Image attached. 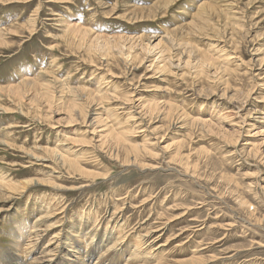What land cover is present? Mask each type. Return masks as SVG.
Listing matches in <instances>:
<instances>
[{
	"label": "rangeland",
	"instance_id": "374dc122",
	"mask_svg": "<svg viewBox=\"0 0 264 264\" xmlns=\"http://www.w3.org/2000/svg\"><path fill=\"white\" fill-rule=\"evenodd\" d=\"M159 1L22 0L10 4L0 1V38L6 43H0V88L22 84L29 74L27 78L32 77L42 92L53 86L54 96L53 106L42 105L35 110L26 103L16 105L5 92L0 93V174L4 173L1 179L4 185L8 181L23 182L10 200L0 202V264H8V257L33 263L32 258L42 254L48 241L60 236L67 243L57 250L58 264L73 263L69 259L75 257H65L64 253L71 245L76 247L78 239L82 250L91 242L85 264H107L111 259L113 263L109 264H126L125 258L133 260V264H157L159 259L164 264H186L192 258H198L194 264H264V121L259 122V115L255 116L259 112H254L255 105L261 104L256 97H264V62L262 65L257 62V56H264V0H176L167 9H159L163 5ZM204 1L209 7L226 5L231 10L221 12V17L213 15L214 22L236 15L244 24L240 26L244 29L242 33L236 35L242 41L238 58L232 54L235 57L230 60L233 73L230 78L227 72L215 73L211 78L215 71L212 68L205 70L207 77L194 72L191 66L182 70L167 68L162 75L156 74L149 67L153 55L148 58L141 55V59L135 58L128 65L118 60L115 66V61H111L114 64L110 63V69L116 71V79L111 80L107 78V58L102 61V56L87 55L64 38L63 30L70 21L83 23L82 27L93 29L97 35L129 38L162 35L178 27L177 35H187L183 41L209 56L221 58L222 47L228 51L234 48L231 30L224 34L227 42L197 28L198 7ZM148 7L156 9L157 15L148 16L151 9ZM133 15L143 20L137 21ZM259 51L261 55H257ZM168 52L176 61L182 51L172 46ZM57 80L66 88L63 100L68 106L76 99L72 89H90L100 95L111 92L115 98L110 101L104 99L100 104L95 100L93 117L102 113L109 131L123 134L126 143L144 146L140 161L135 162L133 157L128 163L124 160L126 155L123 159L116 158V148L112 154L110 146L101 147V132H95V125L88 120L85 125L68 122L66 107L56 101L62 96ZM247 95H250L248 107L234 115L235 119L230 118L231 107ZM151 102L156 105L153 113L143 109ZM170 104L176 105L172 107L171 122L164 117ZM248 114L257 120L243 123L241 118ZM197 117L211 119L212 124L207 128L186 126ZM57 120L61 128H54ZM225 135L237 136V143H227ZM69 136L75 140L70 141ZM109 142L111 145L114 141ZM251 144H255L256 151L248 156ZM45 148L56 149L71 158L77 156L81 168L91 174L70 169L58 159L61 155L48 156L49 150L45 152ZM33 153L41 156L35 159ZM241 197L249 205L243 206ZM147 198L151 200L145 203ZM86 214L92 216L88 223ZM118 222L125 228L120 234L111 230ZM161 224L163 230L148 238L156 242L153 254L141 248L144 242L141 239L135 255L136 250L132 249L138 246L137 234L145 238L149 230ZM94 229L98 236L91 238ZM127 232V241L122 240L123 244L114 251L107 254L108 251L102 250L107 241L120 242V236ZM36 233L43 239L37 248H29L28 242L33 243L29 238ZM162 243L165 249L158 247ZM55 246L49 248L54 250Z\"/></svg>",
	"mask_w": 264,
	"mask_h": 264
},
{
	"label": "bare ground",
	"instance_id": "6f19581e",
	"mask_svg": "<svg viewBox=\"0 0 264 264\" xmlns=\"http://www.w3.org/2000/svg\"><path fill=\"white\" fill-rule=\"evenodd\" d=\"M0 1H6V2H9L10 3H14L16 1H22V0H0ZM176 0H160L159 2H161L163 5L159 7V9H163L164 7L169 8V5L174 3ZM225 4V3H224ZM41 5V4H40ZM160 5V4H158ZM167 5V6H166ZM210 4L207 3V2H202L200 4V6L198 7V13L197 15L199 16V23L197 25V28H201V29H204V33H207V32H211L213 33V36L217 37L220 39V41H227V39H225V36L224 34L226 33L227 30H231L230 34H231V37L230 39L232 40L231 41V46H233L234 48L232 49H229L226 50L222 47L223 51H224V55L223 57L221 58H218V57H212L211 55L209 56L207 53H205V51L199 49V48H196L194 46H192L190 43L186 42V41H183V37H187V35H177V32H178V27L173 29V30H166L165 34H157V35H152V34H149L147 36H138V37H128V36H124V35H121V36H106V35H100V34H96L94 33V31L90 30V29H87V28H84L82 27V22L86 21V20H82V24H74V22L71 23L68 22L67 26H66V29L64 28V38L66 37L68 43L72 46H75L76 48H78L79 50H83L86 52L87 55H91V54H95L99 57L102 56V61H105L106 58L108 60V74H109V77L107 78H110L111 80L113 79H116L115 77V74H116V71L114 69H110V63H113L115 61V66L118 65V60L120 61H123L125 62L127 65L129 64L130 61H134L135 58H142L141 55L145 56V58H148V55H153V59L150 61V65L149 67L152 68V70L157 74V73H160V75H162V72H164L165 69L167 68H177V69H183L184 66H186V68H188V66L194 70V72H198V73H201L203 75H206V72L205 70H207L208 68H212L214 69V74L211 75V78L212 76L216 75L217 73H223V72H227V75H228V78H230L232 76V67L231 66V63L230 60L231 59H234L235 56H233L232 54H236V58L237 57V54H238V49H239V44L241 43L242 40H238L236 35L239 34V32L244 30L243 28H240L241 27H244V24L241 23V20L238 19V17L235 15L236 13L235 12H232L234 15V17H229V19H218V22L215 21L212 19L213 18V15L217 17H221V12H226L227 11H231L228 7H226V5H224L223 7L219 8L216 6H213V7H209ZM233 6V5H232ZM210 8V10H207V8ZM224 7H226V9H223ZM113 9L115 7H112ZM148 8H151V9H148V16H154V15H157V11L156 9L152 8V7H148ZM38 9V7H36V10ZM111 9V11L113 10ZM71 10V9H70ZM207 10V11H205ZM212 10V11H211ZM37 12V11H35ZM108 12V11H107ZM96 13V12H95ZM116 13V12H115ZM36 14V13H34ZM145 15V14H143ZM230 15V14H229ZM32 16H34L32 14ZM135 16V18H138L136 15H133ZM78 17V16H77ZM80 18V17H79ZM132 16L129 18L131 19ZM31 19V18H30ZM243 19V18H242ZM137 21H141L143 20L142 18H138L136 19ZM145 20V19H144ZM30 21V20H29ZM74 21V20H73ZM221 21V22H220ZM136 22V21H135ZM65 23V22H64ZM86 23V22H84ZM90 23V22H89ZM93 26V25H92ZM89 27V26H88ZM91 28V26H90ZM196 28V29H197ZM16 30V29H15ZM32 30V29H31ZM245 32V31H244ZM246 33V32H245ZM244 33V34H245ZM188 34V33H187ZM2 37L4 35H1ZM5 38V37H4ZM3 38V39H4ZM5 40V39H4ZM4 40H2L0 38V43H3V44H6L4 42ZM157 41V43H155ZM155 43V44H154ZM172 44V45H171ZM238 44V45H236ZM236 45V46H235ZM172 46L174 47L175 46V49H180L182 52L181 54L178 56V58L176 59V61H174L171 57H170V53L168 52V50L170 51V47L172 48ZM223 46V45H222ZM229 48V47H228ZM155 49H158V51L156 53L155 52ZM218 51V50H217ZM217 51L215 52L217 54ZM222 51V50H221ZM219 53V52H218ZM222 53V52H221ZM220 53V54H221ZM179 54V53H178ZM262 53H260L259 51V54L257 55H261ZM264 55V53H263ZM214 56V55H213ZM186 58V59H185ZM254 58V57H253ZM113 61V62H111ZM257 62H259L261 65L262 63L264 62V56L263 57H260V56H257ZM41 64V63H39ZM114 64V63H113ZM233 66V65H232ZM40 67V66H39ZM42 68V67H41ZM39 68V69H41ZM101 68V67H100ZM128 68V67H127ZM189 68V69H190ZM187 69V71L189 70ZM222 70V72H220ZM32 73V72H31ZM30 73V75H31ZM39 73V72H38ZM41 73V72H40ZM106 73V74H107ZM190 72H188L189 74ZM216 73V74H215ZM34 74V73H33ZM37 74V73H36ZM122 74H124V72H122ZM29 75V74H28ZM27 75V76H28ZM182 75H187L182 73ZM24 76V74H23ZM22 76V77H23ZM26 76V79L25 81L22 83V84H18V85H14V84H11L9 85L8 87H6V85H4L6 88H0V93H3L5 92L6 96L10 99H12V101H14V103L16 105H23L24 103H26L25 105H27V107H29L30 109H35V110H39L40 108H42V105L44 106H53L54 105V96L51 94V88H53V86H48L46 89V92H42V87L40 85L37 84L36 81H33L32 80V77L30 78H27ZM36 76V75H35ZM164 76V75H163ZM208 77V75H206ZM29 77V76H28ZM43 77V76H42ZM102 76H99V78H101ZM41 78V76H40ZM98 78V79H99ZM104 78V77H103ZM165 78V77H163ZM210 78V79H211ZM224 78V77H223ZM94 79V78H93ZM109 79V80H110ZM119 79V78H118ZM24 80V79H23ZM22 80V81H23ZM37 80V79H36ZM43 80V78H42ZM228 81L230 79H227ZM161 81V80H160ZM10 82V81H9ZM11 83V82H10ZM47 83V82H46ZM111 83V81H110ZM57 84H59V87L62 88V96H60V98L62 99H57L56 101L58 102L57 104H61L62 105V108H65L66 107V119L68 122H71V124H78V123H83L84 125L88 123V121L90 123H93V125H95V129L94 131L96 132L98 130V132H101L99 133V136L101 137V140H100V146L101 147H106V146H110L111 147V152L113 154V152H115V148H116V158L117 159H123L125 157V161L126 162H131L130 159H132L134 157V161L135 162H139L140 159L142 158V151L141 149L145 148L144 146H138V145H132L130 143H126L128 140L123 137V134H118L116 132H114V130L112 131V129H110V131L108 130V125L106 123L107 119L103 116L102 113H99L97 115V117H93V107H94V102H96L95 100L97 99L98 102L101 104V100H109L110 99H113L115 98V96L113 94H110L111 92H108L109 96L108 95H100V94H97L95 93L93 90H90V89H72L70 90L72 92V94L75 95V98L72 102L71 105L68 106L67 102H64L63 100V97H64V94L66 93V88L63 86V84L57 80ZM56 84V85H57ZM55 85V86H56ZM115 85V83L113 84V86ZM20 86H32L31 89L29 90H32V92L30 94H27L29 92V90H20ZM99 88V87H98ZM107 88V86H106ZM105 88V89H106ZM112 88V87H111ZM260 89V85L258 87ZM257 88V89H258ZM102 89V88H101ZM262 89V88H261ZM104 90V89H103ZM110 90V89H109ZM77 91V92H76ZM100 91V90H99ZM102 91V90H101ZM70 92V94H71ZM201 95V94H200ZM205 97V96H204ZM224 97V96H223ZM250 100V95H247L245 96V98L243 97V99L239 100L238 102H236V106L235 107H231L230 112H228V114H231L230 115V118L232 119H235L233 116L234 115H239L241 110L242 109H245L246 107H248V102ZM137 101V100H136ZM256 101L261 103L260 106L258 104L255 105V111L254 112H259L258 114H256L255 116L259 115L258 119L260 120L259 122H263L264 121V97L263 98H260V97H256ZM67 104V105H66ZM99 104V106H100ZM228 105V104H227ZM173 106H176L175 104H170L168 106V110L165 111L164 113V117L165 119H167L168 121H172V119L174 118V114H173V111H172V107ZM102 107V106H101ZM155 108H156V105L152 104L151 103H148L146 105L143 106V109H145L147 112L149 113H153L155 111ZM261 109L262 108V111H259L258 109ZM53 109V108H52ZM135 109V108H134ZM119 110V109H118ZM52 111V110H51ZM63 111V110H62ZM219 111V110H218ZM113 112V111H111ZM114 112H117L114 111ZM113 112V114H114ZM244 112V111H243ZM254 112H251V114H255ZM52 113V112H51ZM91 113V114H90ZM57 114H59V112H57ZM111 114V113H110ZM109 114V115H110ZM128 114L130 115V117L132 115V111H129ZM251 114H248L246 117H243L241 118V121L243 123H246L248 122L250 119L254 120L255 118L252 117ZM115 115V114H114ZM200 115V114H199ZM53 116V115H52ZM112 117V115H110ZM136 116V115H135ZM241 116V115H240ZM238 116V117H240ZM109 117V116H108ZM110 117V118H111ZM236 117V116H235ZM136 118V117H135ZM184 118H182L183 120ZM55 120V119H54ZM88 120V121H87ZM257 120V118L255 119V121ZM184 121V120H183ZM58 122V120L56 121ZM181 122V121H180ZM258 123V122H257ZM264 123V122H263ZM185 124V122H184ZM212 124L211 122V119H203V117H197V118H193L192 120H189L188 121V124H186V126H188L189 128L192 129V127H201V128H207L208 126H210ZM69 125V124H67ZM237 125V124H235ZM247 125V124H246ZM13 126V124H12ZM62 124L61 123H57V125L54 127V128H61ZM184 126V127H186ZM101 128V129H99ZM66 129V128H65ZM63 129V131L65 130ZM143 130V129H142ZM68 131H76V130H68ZM73 133V132H72ZM98 134V133H97ZM73 135V134H72ZM224 140L229 143V144H233L232 142L234 141L235 144L237 143V136H229V135H225L224 137ZM67 139V138H66ZM69 140H75L74 139V136L70 137L69 136ZM114 141L113 144L111 145H108V143H110L109 141ZM99 141V140H98ZM68 142V141H67ZM8 143V142H7ZM246 143V142H245ZM250 143H248L247 145H249ZM61 146V145H60ZM251 149L248 151L247 155L248 156H251L254 151H256V147H255V144H251ZM114 149V150H113ZM49 150V148H45V152ZM80 151V150H79ZM75 152V151H74ZM253 152V153H252ZM49 155L48 156H54V155H61V157H59L58 159L60 161H62L64 164H67L69 166L70 169L74 170V171H81L83 174H87V175H90L91 173L87 170H83L80 166V161L77 160V156L75 154L76 157L74 158H71V157H68L66 154H64L63 152H59L58 150H53V151H50L49 150ZM252 153V154H251ZM178 155H181L180 152H178ZM32 156L35 158V159H38L41 154L39 153H33ZM183 156V155H182ZM190 156V155H189ZM81 158V157H80ZM184 160H185V157H182ZM174 159V158H173ZM181 159V158H180ZM183 160V161H184ZM189 161V163L192 161L191 160V157L187 158V162ZM186 163V162H185ZM132 164V163H131ZM183 164V163H182ZM188 164V163H186ZM195 166H196V163H194ZM123 165V164H122ZM133 165V164H132ZM140 165H146V164H143L140 162ZM190 165V164H188ZM188 165H183L184 167H187L188 168ZM138 166V165H136ZM194 165H192L193 167ZM194 166V168H195ZM197 167V166H196ZM196 169V168H195ZM99 174V173H98ZM4 176V173L3 174H0V192L1 195L0 198H2L0 200V202L4 201H8L10 200V198H12V196H14V194L17 193L18 189L21 187V185H23V182H12V183H8L10 181H8L7 183H5L6 185H4L3 183V180L1 179L2 177ZM2 181V182H1ZM27 182H30V181H27ZM34 185V184H33ZM238 185V184H237ZM23 189V188H22ZM4 191L7 193V194H4ZM152 198V195L150 196ZM149 197V198H150ZM145 199L144 202L146 203L147 201H150L151 199ZM242 198V197H241ZM244 201L243 202H240V203H243V206L244 205H249L247 200H245L244 198H242ZM143 202V203H144ZM10 206V205H9ZM87 208V207H86ZM1 211V210H0ZM87 212V211H86ZM88 213V212H87ZM98 213V212H96ZM186 213V212H185ZM184 213V214H185ZM79 214V213H78ZM81 214V213H80ZM92 214V213H91ZM91 214H86L87 215V219L85 220V222H89L92 218ZM251 215V214H250ZM80 216V215H79ZM82 217H84V215H82ZM81 217V218H82ZM81 218H77L78 219H81ZM182 218V217H181ZM112 219V218H111ZM38 220H42V219H38ZM84 220V219H83ZM171 218L169 219L168 218V221H170ZM80 221V220H78ZM77 221V222H78ZM82 222V221H81ZM80 222V223H81ZM98 222V221H97ZM163 222V221H161ZM79 223V224H80ZM92 223V222H91ZM151 224V223H150ZM150 224H147L150 226ZM163 224V223H162ZM161 225H158V228H154V229H151V230H147L148 232L145 234V238L143 236H140L139 237V233L137 234L136 238L138 239L136 241V244L138 243V241H140L141 239H143L144 242L143 243V246H141V248L143 250H145V252L147 250L151 251L150 253H152L153 251V246L156 242H151L149 241V237L152 235V233H156L157 231H162L163 229H161ZM125 225V224H124ZM51 226V225H50ZM49 226V227H50ZM98 226V224H97ZM109 226V225H108ZM126 226V225H125ZM164 227V226H163ZM42 228V227H41ZM88 228V227H87ZM94 228V227H93ZM127 228V227H126ZM108 229V228H107ZM117 230L118 234H120V232L125 228H123V225L122 223L118 222L116 224H113L112 225V231L113 230ZM129 229V228H127ZM126 229V230H127ZM44 230V229H43ZM88 230V229H87ZM109 230V229H108ZM105 232V235L103 236L104 239L106 237V235L108 234L107 231ZM92 231V230H90ZM130 231V230H129ZM36 232V231H35ZM40 232V231H39ZM132 232V231H131ZM188 232V231H187ZM80 234L82 233V230L79 232ZM86 233V232H85ZM125 233V232H124ZM30 234V233H29ZM37 234V233H36ZM122 234V233H121ZM129 233L127 232V234L125 236H120V242L118 240L114 241V242H110L107 241L106 243V246L107 247H103L102 250H105V251H108L107 254L110 252V251H114L113 249H116L118 248L117 246L119 244H123V241L122 240H126V237ZM41 234H33L29 240H32L33 239V243L32 241L28 242L29 244V248H32V247H35L37 248L40 240H42L43 238L40 236ZM44 235V233H43ZM91 235V238H95L98 236V231H94L90 234ZM133 235L135 236L134 232H133ZM162 235V234H161ZM160 236V235H159ZM58 237V235L56 236ZM80 237V235H79ZM82 237V236H81ZM80 237V238H81ZM196 237V236H195ZM90 238V239H91ZM109 238V237H108ZM134 238V237H133ZM155 238H158V237H155ZM161 238V237H160ZM82 239V238H81ZM110 240V239H109ZM133 240V239H132ZM136 240V239H135ZM155 240V239H154ZM161 240V239H160ZM91 241H94V240H91ZM103 242V239L101 240ZM127 241V240H126ZM131 241V240H130ZM125 242V241H124ZM132 242V241H131ZM130 242V243H131ZM62 243H67L66 242V239L65 238H61V236L58 238V240H55L52 242V240H49L48 241V244H46L44 250L42 249V254H40L37 258H32V260L34 261L32 263L31 262H28L27 259H20L18 257L16 258H9L7 259V261H9L8 264H58L59 261L58 260V257L60 254L57 253V250L59 249V246L61 247L62 246ZM141 243V244H142ZM56 244L55 246V249H50L49 247H51L52 245ZM76 247L75 245L71 247H69L67 249V252L64 253L65 257L68 256L69 258L71 257H75L74 259H69L71 261V263H79V264H85L86 262V258L88 256V253H89V249H90V244L91 242H89L88 244V247L86 250H82V243H80V240L78 239L76 241ZM100 244V243H99ZM147 244V245H146ZM96 245V244H95ZM135 245V244H134ZM138 245V244H137ZM165 244L162 243L160 244L158 247L162 248ZM180 245V244H179ZM68 246V245H67ZM102 246V245H101ZM133 246V245H132ZM98 247V246H96ZM96 247L94 249H96ZM129 247V246H128ZM28 248V247H27ZM124 248V247H123ZM140 248V245L137 246V248H134L132 250H136V254H138L137 252V249ZM164 248V247H163ZM26 249V248H25ZM127 249V248H126ZM157 249V248H156ZM165 249V248H164ZM29 250V249H28ZM53 250V252H52ZM65 250V249H64ZM99 251H102L101 249H98ZM131 250V251H132ZM43 251L45 252H50V253H47L44 255ZM119 251V250H118ZM26 252V251H25ZM121 253L124 254V251H120ZM142 252V251H141ZM20 253V252H19ZM24 253V252H23ZM103 253V252H102ZM101 254H99V256L101 257ZM111 253V252H110ZM155 253V252H154ZM38 252L35 253V255H37ZM132 254V253H131ZM153 254V253H152ZM26 255V254H25ZM110 255V254H109ZM135 255H132V256H135ZM151 255V254H150ZM22 256V255H21ZM28 256V255H26ZM25 256V257H26ZM71 256V257H70ZM106 256V255H105ZM104 256V257H105ZM108 256V255H107ZM131 256V255H130ZM142 256V253L139 255V257ZM45 257V258H44ZM62 257V256H61ZM47 258V259H46ZM107 258V257H106ZM156 258V257H155ZM158 258H160V255L157 257V260ZM99 259V258H98ZM101 259V258H100ZM73 260H76L77 262H74ZM113 259H111L110 261L108 260L107 264L109 263H113L112 262ZM142 260V258H141ZM152 260V259H151ZM156 260V261H157ZM195 260H198V258H192L190 260V262H187L186 264H194V261ZM0 261H2V258L0 259ZM125 261L126 264H133V260H130L129 258H125ZM145 261V260H143ZM150 261V260H149ZM97 262V261H96ZM95 262V263H96ZM72 263V264H73ZM135 263V262H134ZM157 264H164L163 261H161L160 259L158 260Z\"/></svg>",
	"mask_w": 264,
	"mask_h": 264
}]
</instances>
